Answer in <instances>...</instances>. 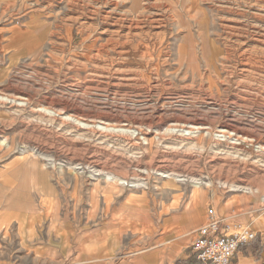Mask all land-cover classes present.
<instances>
[{
  "label": "rangeland",
  "instance_id": "374dc122",
  "mask_svg": "<svg viewBox=\"0 0 264 264\" xmlns=\"http://www.w3.org/2000/svg\"><path fill=\"white\" fill-rule=\"evenodd\" d=\"M161 1L0 0V213L99 219L167 182L264 234V0Z\"/></svg>",
  "mask_w": 264,
  "mask_h": 264
},
{
  "label": "crops",
  "instance_id": "0c3cea01",
  "mask_svg": "<svg viewBox=\"0 0 264 264\" xmlns=\"http://www.w3.org/2000/svg\"><path fill=\"white\" fill-rule=\"evenodd\" d=\"M172 186L163 183L146 206L118 200L99 219L90 205L0 213V264H200L191 246L209 208L201 191ZM230 264H264V234L257 231Z\"/></svg>",
  "mask_w": 264,
  "mask_h": 264
},
{
  "label": "built area",
  "instance_id": "2783aa9c",
  "mask_svg": "<svg viewBox=\"0 0 264 264\" xmlns=\"http://www.w3.org/2000/svg\"><path fill=\"white\" fill-rule=\"evenodd\" d=\"M209 221L200 227L191 249L200 264H230L238 250L256 237L247 228L228 226L217 220L212 211Z\"/></svg>",
  "mask_w": 264,
  "mask_h": 264
},
{
  "label": "bare ground",
  "instance_id": "6f19581e",
  "mask_svg": "<svg viewBox=\"0 0 264 264\" xmlns=\"http://www.w3.org/2000/svg\"><path fill=\"white\" fill-rule=\"evenodd\" d=\"M143 1H144V0H143ZM152 1H153V0H152ZM154 1H155V0H154ZM156 1H159V0H156ZM176 1H177V0H169V1H166V2L170 3L171 5L175 3V5H176ZM190 1H191V2H189L190 5H191V4H194L195 6L197 5L196 2H195V3H192V0H190ZM220 1H221V0H220ZM246 1H247V0H246ZM145 2H146V1H145ZM149 2H151V1H149ZM149 2H148V3H149ZM160 2H162V1L160 0ZM181 2L183 3L182 5H184V1L181 0ZM202 2H203V1H202ZM210 2H211V0H210ZM223 2H224V1H223ZM225 2H227V1H225ZM127 3H128V2H127ZM148 3H147V4H148ZM214 3H216V2H214ZM228 3H229V2H228ZM231 3H232V2H231ZM231 3H230V4H231ZM149 4H150V3H149ZM159 4H160V3H159ZM161 4L163 5V3H161ZM186 4L188 5V2H186L185 5H186ZM220 4H221V3H220ZM244 4H245V3H244ZM244 4H243V5H244ZM250 4H252V3H250ZM259 4H260V3H259ZM262 4H263V3H262ZM126 5H127V4H126ZM154 5H155V4H154ZM165 5H166V4H165ZM165 5H164V6H165ZM217 5H218V4H216L215 7H217ZM223 5H224V4H223ZM235 5H236V4H235ZM243 5H242V6H243ZM252 5H255V4L253 3ZM256 5H257V4H256ZM148 6H149V5H148ZM160 6H161V5H160ZM177 6H179V5H177ZM225 6H226V5H225ZM232 6H234V5L232 4ZM240 6H241V5H240ZM150 7H151V6H150ZM154 7H155V6H154ZM158 7H159V6H158ZM189 7H190V6H189ZM222 7H223V6H222ZM227 7H228V6H227ZM229 7H231V6H229ZM229 7H228V9L230 10ZM243 7H244V6H243ZM248 7H251V6L248 5ZM155 8H156V7H155ZM162 8H163V7H162ZM186 8H187V7H186ZM186 8L184 9L183 13H189V12H190V10H187ZM210 8H211V7H210ZM224 8H225V7H224ZM115 9H116V8H115ZM157 9H158V8H157ZM163 9H164V8H163ZM165 9H166V8H165ZM169 9H170V8H169ZM212 9H213V8H212ZM215 9H216V8H215ZM237 9H239V8H237ZM244 9H245V8H244ZM252 9H253V8H252ZM261 9H262V8H261ZM261 9H260V10H261ZM151 10H153V9H151ZM218 10H219V9H218ZM232 10H233V9H232ZM242 10H243V9H242ZM247 10H248V9H247ZM250 10H251V8H250ZM250 10H249V11H250ZM263 10H264V9H263ZM141 11H142V10H140V12H141ZM221 11H222V10H221ZM223 11H224V10H223ZM226 11H227V10H226ZM235 11H236V10H235ZM249 11H248V12H249ZM128 12H129V11H128ZM128 12H127V13H128ZM145 12H146V11H145ZM219 12H220V11H219ZM228 12H229V11H228ZM230 12H231V11H230ZM237 12H238V11H237ZM237 12H236V13H237ZM240 12H241V11H240ZM245 12H247V11H245ZM245 12H244V13H245ZM257 12H258V11H257ZM263 12H264V11H263ZM127 13H126V14H127ZM138 13H139V12H138ZM162 13H163V12H162ZM166 13H167V12H166ZM166 13H165V14H166ZM168 13H169V12H168ZM170 13H171V12H170ZM181 13H182V11H181ZM181 13L179 12V13H177V15H178V14H181ZM223 13H224V12H223ZM238 13H239V12H238ZM128 14H129V13H128ZM152 14H153V13H152ZM163 14H164V13H163ZM229 14H230V13H228L227 15L230 16ZM239 14H242V13H239ZM245 14H246V13H245ZM252 14H253V13H252ZM255 14H256V13H255ZM131 15H132V14H131ZM135 15H136V14H135ZM139 15H140V14H139ZM139 15H137V16L139 17ZM256 15H257V14H256ZM256 15H255V16H256ZM261 15H262V14H261ZM261 15H258V16L261 17ZM102 16H103V15H102ZM102 16H101V17H102ZM109 16H110V15H109ZM116 16H117V15H116ZM125 16H126V15H125ZM140 16H141V15H140ZM166 16H167V15H166ZM252 16L254 17V15H252ZM262 16H263V15H262ZM112 17H113V16H112ZM143 17H144V16H143ZM148 17H149V16H148ZM148 17H147V18H148ZM167 17H169V16H167ZM167 17H166V19H167ZM170 17H171V16H170ZM223 17H224V16H223ZM225 17H226V16H225ZM231 17H233V16H231ZM237 17H238V16H237ZM239 17H240V16H239ZM239 17H238V18H239ZM124 18H125V17H124ZM141 18H142V17H141ZM164 18H165V17H164ZM228 18H229V17H228ZM228 18H227V19H228ZM238 18H236V19L238 20ZM243 18H244V17H243ZM243 18H242V19H243ZM254 18L257 19V17H254ZM261 18H262V17H261ZM104 19H107V18H104ZM108 19H109V18H108ZM119 19H120V18H119ZM142 19H143V18H142ZM151 19H152V18H151ZM157 19H158V18H157ZM160 19H162V18H160ZM160 19H159V20H160ZM223 19H224V18H223ZM232 19H234V18H232ZM256 19H255V21H256ZM120 20H121V19H120ZM132 20H133V19H132ZM171 20H173V19H171ZM228 20H229V19H228ZM246 20H247V19H246ZM107 21H108V20H107ZM141 21H142V20H141ZM143 21H144V20H143ZM145 21H146V20H145ZM157 21H158V20H157ZM157 21H156V22H157ZM160 21H161V20H160ZM163 21H164V20H162L161 22H163ZM174 21L176 22V20H173L172 22H174ZM230 21H231V20H230ZM242 21L244 22V20H242ZM252 21H254V19H252ZM260 21L262 22V19H261ZM114 22H115V21H114ZM124 22H125V21H124ZM133 22H134V21H133ZM135 22H136V21H135ZM153 22H154V21H153ZM164 22H165V21H164ZM164 22H163V23H164ZM172 22H171V23H172ZM224 22H226V19H225ZM224 22H223V23H224ZM227 22H228V21H227ZM256 22H257V21H256ZM111 23H112V22H111ZM120 23H121V22H120ZM120 23H119V24H120ZM128 23H130V22H128ZM131 23H132V22H131ZM137 23H138V22H137ZM137 23H134V25L137 24ZM139 23H140V21H139ZM144 23H147V22H144ZM229 23H230V22H229ZM233 23H234V22H233ZM240 23H241V22H240ZM121 24H122V23H121ZM141 24H142V23H141ZM165 24H167V23H165ZM176 24H177V23H176ZM225 24H226V23H225ZM234 24H235V23H234ZM258 24H259V21H258ZM263 24H264V23H263ZM89 25H90V24H89ZM114 25H115V24H114ZM122 25H124V24H122ZM122 25H121V26H122ZM229 25H230V24H229ZM229 25H228V26H229ZM243 25H244V24H243ZM93 26H94V25H93ZM111 26H112V25H111ZM115 26H116V25H115ZM139 26H140V25H139ZM151 26H152V25H151ZM153 26H155V25L153 24ZM161 26H163V25H161ZM219 26L222 27V25H219ZM225 26H227V25H225ZM228 26H227V27H228ZM230 26H231V25H230ZM232 26H233V25H232ZM237 26H238V25H237ZM239 26H240V25H239ZM241 26H242V25H241ZM249 26H250V25H249ZM126 27H127V26H126ZM141 27H143V26H140V28H141ZM202 27H203V26H202ZM233 27H234V26H233ZM250 27H251V26H250ZM250 27H249V28H250ZM108 28H109V27H108ZM118 28H119V27H118ZM124 28H125V27H124ZM137 28H138V24H137ZM153 28H154V27H153ZM157 28H158V27H157ZM228 28H229V27H228ZM228 28H227V29H228ZM238 28H239V27H238ZM241 28H243V27H241ZM249 28H248V29H249ZM254 28H255V27H254ZM254 28H253V29H254ZM115 29H116V28H115ZM132 29H134V28L132 27ZM159 29H160V28H159ZM221 29H222V28H221ZM230 29H231V28H230ZM235 29H236V31H237V27H236V26H235ZM243 29H244V28H243ZM246 29H247V28H246ZM246 29H244V30L246 31ZM253 29H252V30H253ZM258 29L260 30V28H258ZM116 30H117V29H116ZM135 30H136V29H135ZM135 30H134V31H135ZM138 30H139V29H138ZM141 30H142V29H141ZM231 30H234V28H232ZM244 30H243V32H245ZM250 30H251V29H250ZM259 30H258V31H259ZM262 30H264V29L262 28ZM262 30H260V31L262 32ZM127 31H128V29H127ZM139 31H140V30H139ZM222 31H223V30H222ZM239 31H240V30H239ZM239 31H237V32H239ZM104 32H105V31H104ZM107 32H109V31H107ZM107 32H106V33H107ZM137 32H138V31H137ZM137 32H136V33H137ZM146 32H147V31H146ZM179 32H181V31H179ZM182 32H184V31H182ZM182 32H181V33H182ZM229 32H230V31H229ZM234 32H235V31H233V33H234ZM243 32H242V34H244ZM253 32H255V31L253 30ZM126 33L128 34V32H126ZM131 33H133V32H131ZM131 33L129 32V34H131ZM134 33H135V32H134ZM139 33H140V32H138V34H139ZM142 33H143V31H142ZM231 33H232V32H231ZM231 33H230L229 35H231ZM235 33H236V32H235ZM249 33H250V32H249ZM263 33H264V32H263ZM101 34H102V33H101ZM109 34H110V33H109ZM111 34H112V33H111ZM111 34H110V35H111ZM127 34H126V36H127ZM138 34H137V35H138ZM179 34H180V33H179ZM237 34H238V33H237ZM239 34H240V33H239ZM254 34H255L256 37L258 36V35H256V34H257V31H256V33H253V34H251V35H254ZM258 34H259V35H262V34H260V33H258ZM107 35H108V34H107ZM112 35L114 36V34H112ZM131 35H132V34H131ZM133 35H134V34H133ZM234 35H235V34H234ZM234 35H232V36H234ZM244 35H246V34H244ZM263 35H264V34H263ZM263 35H262V36H263ZM118 36H119V35H118ZM118 36H116V37H118ZM138 36H139V35H138ZM152 36H154V35H152ZM221 36H222V35H221ZM232 36H229V37H232ZM239 36H240V35H239ZM247 36H248V34H247ZM262 36H261V38H262ZM121 37L124 38V36H122V35H121ZM128 37H129V36H128ZM132 37H133V36H132ZM218 37H219V36H218ZM251 37H252V36H251ZM258 37H259V36H258ZM111 38H113V37H111ZM156 38H157V37H156ZM219 38H220V37H219ZM240 38H242V36H240L239 39H240ZM246 38H247V37H246ZM252 38H253V37H252ZM259 38H260V37H259ZM120 39H121V38H120ZM124 39H126V38H124ZM124 39H122V40H124ZM130 39H131V38H130ZM132 39H134V38H132ZM137 39H138V38H137ZM239 39H238V41H240ZM243 39H244V38H243ZM263 39H264V38H263ZM112 40H113V39H112ZM116 40H117V38H116ZM154 40H155V39H154ZM215 40H216V39H215ZM219 40H220V39H219ZM244 40H245V39H244ZM258 40H259V39H258ZM114 41H115V40H114ZM120 41H121V40H120ZM238 41H237V42H238ZM245 41H246V40H245ZM251 41H252V40H251ZM115 42H116V41H115ZM117 42H118V41H117ZM117 42H116V43H117ZM127 42H128V41H127ZM249 42H250V41H249ZM107 43H108V42H107ZM110 43H111V42H110ZM112 43H113V42H112ZM112 43H111V44H112ZM116 43H115V45H116ZM121 43H122V42H121ZM238 43H239V42H238ZM252 43H253V41H252ZM259 43H260V42H259ZM262 43H263V41H262ZM113 44H114V43H113ZM119 44H120V43H119ZM119 44H118V45H119ZM227 44H228V43H227ZM253 44H254V43H253ZM253 44H252V45H253ZM115 45H114V46L112 45V46L115 47ZM241 45H242V44H241ZM243 45H244V44H243ZM256 45H257V44H255V46H256ZM259 45H260V44H259ZM263 45H264V44H263ZM248 46H249V45H248ZM255 46H254L253 48H255ZM105 47H106V46H105ZM118 47H119V46H118ZM246 47H247V46H246ZM256 47H257V46H256ZM258 47H260V46H258ZM263 47H264V46H263ZM236 48H237V47H236ZM113 49H114V48H113ZM113 49H112V50H113ZM122 50H123V49H121V51H122ZM252 50H253V49H252ZM113 51H114V50H113ZM243 51H246V50H243ZM254 51H255V50H254ZM163 52H164V50H163ZM241 52H242V51H241ZM248 52H249V51H247V53H248ZM104 53H105V52H104ZM106 53H107V52H106ZM244 53H245V52H244ZM247 53H246L245 56H247ZM242 54H243V53H242ZM249 54H250V53H249ZM263 54H264V53H263ZM118 55H119V54H118ZM157 55H158V56H157V59H158V60L160 59V56H161V57H165V56H167V54H163L162 51H161L160 53H158ZM121 56H122V55H121ZM121 56H120V57H121ZM225 56H226V55H225ZM262 57H263V56H262ZM95 58H96V57H95ZM165 58H166V57H165ZM243 58H244V57H243ZM247 58H249V57L247 56ZM254 58H255V57H254ZM153 59H154V58H153ZM241 59H242V58H241ZM245 59H246V58H245ZM96 60H97V59H96ZM242 60H243V59H242ZM249 60H250V58H249ZM255 60H256V59H255ZM251 61H252V59H251ZM245 62H248V61L245 60ZM245 66H246V65H245ZM131 74H132V73H131ZM128 75H129V74H128ZM129 77H130V76H129ZM48 98H49V97H48ZM13 100H14V99H13ZM9 101H10V99H9L7 96H4V95L0 94V102H1L2 104H3V103H9ZM58 101H59V100H58ZM56 102H57V101H56ZM12 103H13V102H12ZM46 103H47L46 105H48V108H47V107H46V108L44 107L41 111L44 112L46 115H54V114H53L54 111L52 110V111H53V112H52V111L50 110V108H52L51 106H53V103H54V102H52V101H50V100L48 99V101H47ZM58 103H60V101H59ZM58 103H57V104H58ZM65 103H66V101H65ZM16 104H17V103H16ZM62 104H63V103H62ZM62 104H61V105H62ZM3 105H4V104H3ZM17 105H19V104H17ZM40 105H41V104H40ZM63 106H64V105H63ZM66 106H67V105H66ZM62 108H63V107H62ZM65 108H66V107H65ZM55 109H56V108H55ZM55 113H56V112H55ZM56 114H57V113H56ZM59 115H60V114H59ZM67 117H68V116H67ZM67 117H65V118H67ZM65 118H64V119H65ZM65 121H66V120H65ZM108 129H109V128H108ZM166 129H167V128H166ZM178 132H179V131H178ZM180 139H181V138H180ZM0 140H2V142H3V141H5L6 139L4 140L3 137H0ZM169 174H171V173H169ZM158 175H159V176H162V177H168V174H165V175H164V174L160 173V174H158ZM172 176H173V175H172ZM175 177H176V176H175ZM107 179H109L110 181L113 180V178H112L111 176H108ZM179 179H181V178H179V177L176 178V180H178V181H179ZM235 188H236V187H235ZM242 189H243V188H242ZM231 190L233 191L234 188L231 189ZM235 191H236V190H235ZM237 191H238V190H237Z\"/></svg>",
  "mask_w": 264,
  "mask_h": 264
}]
</instances>
